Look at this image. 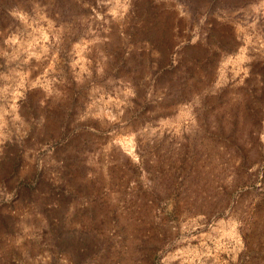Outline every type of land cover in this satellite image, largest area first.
<instances>
[{
	"label": "rangeland",
	"instance_id": "1",
	"mask_svg": "<svg viewBox=\"0 0 264 264\" xmlns=\"http://www.w3.org/2000/svg\"><path fill=\"white\" fill-rule=\"evenodd\" d=\"M0 264H264V0H0Z\"/></svg>",
	"mask_w": 264,
	"mask_h": 264
}]
</instances>
